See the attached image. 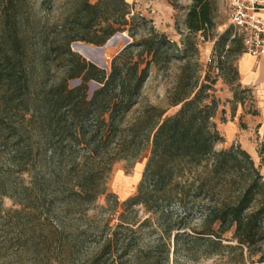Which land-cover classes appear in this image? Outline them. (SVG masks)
Wrapping results in <instances>:
<instances>
[{"label":"trees","instance_id":"obj_1","mask_svg":"<svg viewBox=\"0 0 264 264\" xmlns=\"http://www.w3.org/2000/svg\"><path fill=\"white\" fill-rule=\"evenodd\" d=\"M193 1L187 29L212 31L217 0ZM25 2L5 0L0 7V149L13 145L8 164L31 176L32 185L17 196L5 195L29 218L52 220L57 206L70 216L106 194L116 162L138 159L151 143L137 195L124 204L144 207L146 223L157 218L162 239L173 235L175 262L231 254V263L264 264V177L240 147L216 150L223 139L212 123L218 104L207 94L210 88L181 86L170 100V107H180L174 116L149 105L125 124L152 66L171 61L166 37L154 30L142 36L145 22L129 18L125 0H34L31 15L23 10ZM119 33L133 43L109 69L72 51L76 42L103 47ZM231 34L232 29L222 38L223 48ZM232 44L242 52L240 38ZM197 213L200 228L188 233L183 223ZM113 242L102 252H111ZM121 249L119 260L141 264L142 252L124 244Z\"/></svg>","mask_w":264,"mask_h":264},{"label":"rangeland","instance_id":"obj_2","mask_svg":"<svg viewBox=\"0 0 264 264\" xmlns=\"http://www.w3.org/2000/svg\"><path fill=\"white\" fill-rule=\"evenodd\" d=\"M90 1L95 4L99 0ZM125 1L131 10L129 18L137 16L145 22L142 36H148L154 30L166 37L173 46L169 50L170 63L152 66L141 101L129 113L125 124L134 122L149 105L167 110V117L174 116L180 107H170V100L181 86L187 90L194 85L197 90L207 86L210 88L206 91L207 94L213 96L218 104V112L212 123L223 139L216 144V150L232 147L245 150L238 140L231 142L227 139L224 127L234 122L239 124L241 133L242 130L249 131L250 121L259 117L258 101L256 95L240 83L238 60L244 53L243 50L238 52L239 46L232 44V40L239 38V35L230 27L227 0L216 2L214 29L198 34L187 29V18L193 0ZM3 2L5 0H0V7ZM62 2L56 4L50 18L56 16L57 8ZM23 10L31 15V10H35L34 0H26ZM230 29L232 34L223 48L222 38ZM114 37L117 39L112 40L109 46L97 47L76 42L71 48L73 51L75 44L103 48V61L99 66L109 69L113 58L133 43L127 33H119ZM85 50L84 57L88 53ZM78 84L77 81L70 83L71 87ZM95 86L92 85V89ZM12 147L10 144L9 147L2 146L0 149V264H126L129 258L119 260L122 244L130 252L137 249L143 253L141 264H235L230 261L231 254L214 259L194 257L186 260L185 257H180L175 262L173 235L170 239L166 236L162 239L164 231L158 219H149L150 222L146 223L145 220L150 216L141 205L125 206L124 203L129 198L137 195L151 157V143L142 150L138 159L118 161L112 166L106 181V194L96 203L77 210L70 216H65L64 210L57 206L54 208L57 219L53 217L49 221L47 217L41 220L27 217L22 212V207L4 193L17 196L22 189L32 185L31 176L8 164ZM258 148L263 153L264 145L260 147L258 144ZM262 160L264 165V159ZM257 167L261 172V167ZM262 176L264 177L263 174ZM3 185H6V189ZM172 210L183 214L177 207H172ZM200 218L197 213L185 220L183 224L190 228L187 229L188 233L200 228ZM230 237L231 235H227V238ZM112 239L114 242L111 252H102V247ZM116 241L118 246L115 245Z\"/></svg>","mask_w":264,"mask_h":264},{"label":"crops","instance_id":"obj_3","mask_svg":"<svg viewBox=\"0 0 264 264\" xmlns=\"http://www.w3.org/2000/svg\"><path fill=\"white\" fill-rule=\"evenodd\" d=\"M238 73L242 86L251 90L257 97L259 117L250 121L249 131L242 130L241 133L239 124L230 122L224 127V132L229 141L238 140L255 164L261 167V173L264 175V150L263 153L258 151V144L260 147L264 145V58L257 61L252 56L243 54L238 60Z\"/></svg>","mask_w":264,"mask_h":264},{"label":"built area","instance_id":"obj_4","mask_svg":"<svg viewBox=\"0 0 264 264\" xmlns=\"http://www.w3.org/2000/svg\"><path fill=\"white\" fill-rule=\"evenodd\" d=\"M230 27L242 40L243 53L264 58V0H227Z\"/></svg>","mask_w":264,"mask_h":264},{"label":"water","instance_id":"obj_5","mask_svg":"<svg viewBox=\"0 0 264 264\" xmlns=\"http://www.w3.org/2000/svg\"><path fill=\"white\" fill-rule=\"evenodd\" d=\"M115 39H117V38L114 37L113 39H111L110 41H108L105 46L111 45L112 40H115ZM76 45L77 46H80V47H84L85 49L88 50V53H87V56L86 57H84L82 54H80L77 51V49H75V46ZM73 52L81 55L82 57H84L85 59H87L89 62L93 63L94 65H96L98 67H100L99 65L103 61V59H102L103 56H104V49L103 48H97V49H95V48H89V47L84 46L82 44H75V45H73ZM101 68L102 69H105V67H101Z\"/></svg>","mask_w":264,"mask_h":264},{"label":"bare ground","instance_id":"obj_6","mask_svg":"<svg viewBox=\"0 0 264 264\" xmlns=\"http://www.w3.org/2000/svg\"><path fill=\"white\" fill-rule=\"evenodd\" d=\"M75 49H77V51L80 53V54H86V50H85V48H83V47H80V46H75Z\"/></svg>","mask_w":264,"mask_h":264}]
</instances>
